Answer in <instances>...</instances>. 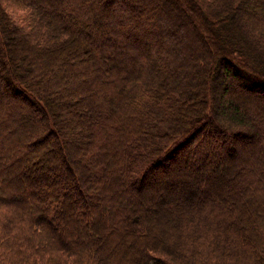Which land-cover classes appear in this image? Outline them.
I'll list each match as a JSON object with an SVG mask.
<instances>
[{
    "label": "trees",
    "instance_id": "1",
    "mask_svg": "<svg viewBox=\"0 0 264 264\" xmlns=\"http://www.w3.org/2000/svg\"><path fill=\"white\" fill-rule=\"evenodd\" d=\"M0 264H264V0H0Z\"/></svg>",
    "mask_w": 264,
    "mask_h": 264
},
{
    "label": "rangeland",
    "instance_id": "2",
    "mask_svg": "<svg viewBox=\"0 0 264 264\" xmlns=\"http://www.w3.org/2000/svg\"><path fill=\"white\" fill-rule=\"evenodd\" d=\"M199 172L200 171L198 170L195 173L198 174ZM163 229H165V228L164 227H161V232L160 231L158 232V234H157L158 235V238L161 240L162 243H166V244L170 245V243H172V241H173L172 240L173 238H168L167 236L164 237V234L163 233H165V231ZM172 235L175 237V233L172 234Z\"/></svg>",
    "mask_w": 264,
    "mask_h": 264
},
{
    "label": "bare ground",
    "instance_id": "3",
    "mask_svg": "<svg viewBox=\"0 0 264 264\" xmlns=\"http://www.w3.org/2000/svg\"><path fill=\"white\" fill-rule=\"evenodd\" d=\"M184 151V149H179L178 151H177V154H176V156L178 157V156H180L181 155V153Z\"/></svg>",
    "mask_w": 264,
    "mask_h": 264
}]
</instances>
